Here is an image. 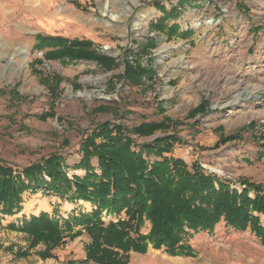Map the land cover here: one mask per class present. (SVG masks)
Segmentation results:
<instances>
[{
	"label": "rangeland",
	"instance_id": "374dc122",
	"mask_svg": "<svg viewBox=\"0 0 264 264\" xmlns=\"http://www.w3.org/2000/svg\"><path fill=\"white\" fill-rule=\"evenodd\" d=\"M159 3L178 10L167 23H178L179 33L153 27L162 16ZM187 30L191 34H182ZM39 33L91 39L118 63L106 71L95 63L46 59L35 47ZM151 39L156 46L140 62L156 74L132 85L121 78L123 59ZM201 103L206 109L192 115ZM166 120L167 130L132 136L142 143L176 134L182 142L173 155L188 165L198 161L239 191L244 181L264 187V0H0V160L22 169L58 153L73 167L83 136L97 124L132 128ZM251 122L240 138L223 141ZM74 173L84 172L69 169ZM23 198L20 213L0 215V264H68L85 257L86 234L68 237L55 257H43V244L31 246L27 233L7 225L41 212L67 219L74 209L91 211L90 203L62 201L37 188ZM149 228L146 223L142 232ZM189 243L196 256L149 246L146 253L132 252L128 264H264V244L224 221Z\"/></svg>",
	"mask_w": 264,
	"mask_h": 264
},
{
	"label": "trees",
	"instance_id": "16d2710c",
	"mask_svg": "<svg viewBox=\"0 0 264 264\" xmlns=\"http://www.w3.org/2000/svg\"><path fill=\"white\" fill-rule=\"evenodd\" d=\"M162 16L152 21L155 29L179 33L180 25H168L179 16L177 9L158 4ZM191 30L182 34H191ZM35 47L46 59L69 64L95 63L109 71L117 58L101 52L91 39H69L61 35H36ZM156 46L154 39L131 48L123 59L122 79L132 85L152 81L156 72L144 66L140 57ZM201 103L192 115L204 111ZM223 141L236 140L254 122ZM169 120L142 123L132 128L123 123L104 121L86 133L79 147L80 160L69 167L67 158L53 153L18 169L0 160V215L21 212L24 193L36 188L58 196L62 201L91 204V211L74 209L67 219L41 212L7 226L25 232L30 245L43 244V257H55L53 250L86 234L85 257L68 264H128L132 252L146 253L149 246L171 256H196L189 239L200 232H214L219 222L240 231L247 229L264 244V187L244 181V189L231 187V182L215 173L206 172L195 161L192 165L173 155L182 139L176 134L139 143L132 135L145 137L167 130ZM264 140V135H262ZM69 169L83 170L70 176ZM253 193V195H251ZM59 208V207H58ZM56 208V212H58ZM105 217L109 218L106 219ZM146 223L148 232H142Z\"/></svg>",
	"mask_w": 264,
	"mask_h": 264
},
{
	"label": "water",
	"instance_id": "95a60500",
	"mask_svg": "<svg viewBox=\"0 0 264 264\" xmlns=\"http://www.w3.org/2000/svg\"><path fill=\"white\" fill-rule=\"evenodd\" d=\"M102 52L107 53V54L110 53L107 48L103 49Z\"/></svg>",
	"mask_w": 264,
	"mask_h": 264
},
{
	"label": "bare ground",
	"instance_id": "6f19581e",
	"mask_svg": "<svg viewBox=\"0 0 264 264\" xmlns=\"http://www.w3.org/2000/svg\"><path fill=\"white\" fill-rule=\"evenodd\" d=\"M109 10V9H108ZM137 25H140V23H137ZM25 52H27V51H25ZM242 98V97H241ZM239 99V98H238ZM67 206L68 207H72V205L70 204V203H67Z\"/></svg>",
	"mask_w": 264,
	"mask_h": 264
}]
</instances>
